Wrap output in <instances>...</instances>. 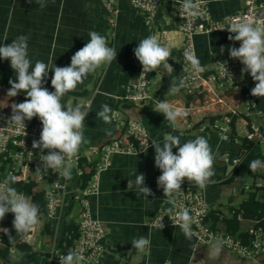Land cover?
<instances>
[{
	"label": "crops",
	"instance_id": "obj_1",
	"mask_svg": "<svg viewBox=\"0 0 264 264\" xmlns=\"http://www.w3.org/2000/svg\"><path fill=\"white\" fill-rule=\"evenodd\" d=\"M208 1L214 19L232 14L243 6L242 0ZM117 10L112 25V19L101 0H48L43 9L28 0H0V44L10 43L18 36L25 35L28 37V57L33 65L41 60L49 66L53 64L65 67L70 65L72 55L90 39L89 32L95 31L104 36L108 46L117 50L116 59L88 74L62 100L65 105H73L79 98L91 99L83 129L86 142L79 149L85 156L84 159H94L90 148L117 137L121 131L120 124L128 121L141 122L150 142H162L165 133L180 136L182 143L203 136L216 154L214 175L202 188L210 207L207 222L212 228L226 231V221L238 212V231L233 235L248 233L249 229L256 226L257 219L245 218L243 205L249 202V197L254 193L256 200L264 205V186L253 187L257 180L264 181V170L251 172L249 163L257 158L264 160L263 147L246 139L240 121H233V130L226 140L221 139L212 129L197 130L194 125L197 120L189 115L178 118L189 126L180 124L178 128H174L166 125L163 114L156 111L157 101H167L183 108L195 100L191 93L180 90L172 95L168 91L173 77L177 78L183 42L178 28L176 3H161L151 31L146 28L143 14L132 7L130 0H118ZM149 35L156 36L160 44L170 50L171 56L166 62L174 71L172 76L162 68L154 71L148 87L153 100L147 105L139 106L123 97L126 88L138 80L141 69L133 49L141 39ZM229 36V33L220 32L195 36L196 56L202 67L210 70L213 57L223 52L221 48L224 49ZM52 75L49 70L43 84L50 92L54 91L51 86ZM16 76L10 61L0 59V112L12 113L11 105L25 100L24 91H20L15 97L7 96L11 87L9 80L16 82ZM152 78H157V84L155 81L152 84ZM254 86L255 82L248 73V89L251 91ZM213 94L219 95L216 91ZM256 98L258 109L264 114V97ZM102 104H108L116 113L111 123H105L96 116ZM219 119V113L206 110L202 123L210 125L217 123ZM259 119L263 121L264 117L259 116ZM176 151L173 148L174 154ZM154 156L155 151L151 145L141 154L113 155L111 165L100 174L98 192L89 197V204L92 216L100 220L105 228V252L101 264H161L165 260L174 264H264V250L255 258L245 259L219 245H198L193 235L189 238L181 227L161 229L148 226L147 222L157 215L168 198L157 185L161 172L155 167ZM136 170L138 174H144V186L151 189L152 195L146 197L135 187L131 191L127 189V181L134 180L133 173ZM84 176L86 175H71L72 191L82 186ZM184 182L195 184L186 178L182 181ZM43 186L44 184L35 185L32 192L41 193ZM30 201L34 203L31 199ZM77 210L78 205L68 195L64 197L54 219H47L43 211L39 213L32 236L22 237L32 247L34 260H20V254L15 249L14 253L9 250L8 260L0 257V264H58L52 249L63 251L61 245H66L68 237L75 231L72 227L76 224ZM138 236L150 240V246L144 251L131 245L133 238Z\"/></svg>",
	"mask_w": 264,
	"mask_h": 264
},
{
	"label": "built area",
	"instance_id": "obj_2",
	"mask_svg": "<svg viewBox=\"0 0 264 264\" xmlns=\"http://www.w3.org/2000/svg\"><path fill=\"white\" fill-rule=\"evenodd\" d=\"M117 1L101 0L112 19V25H114L118 12ZM165 1L176 3L177 7L178 28L183 42L176 83L177 85L183 83L180 90L195 96L194 102L183 108L186 109L187 115L197 120L194 124L196 129L199 131H205L207 128L212 129L221 139L226 140L233 130V121H240L246 139L262 145L264 154V127L262 126L264 120L259 119V116L264 117V114L258 109L256 96L250 94L248 73L241 72L244 66L238 59L230 58L228 53L229 48H238L240 42L229 40L223 52L213 57L210 70L203 67L204 71L199 74L194 73L184 55L185 51L189 50L194 51L196 55L194 40L196 35H208L216 32L234 35L227 30L233 20L237 18L264 20V0H242L241 9L219 19L212 17L208 0H193L199 9L200 14L197 16H188L182 10L179 0H130V3L135 10L143 14L146 28L151 31L159 7ZM220 63L224 64L231 75L225 73ZM153 72L145 73L141 66L138 80L126 88L123 99L139 106L150 103L153 98L148 87L151 84ZM214 91L218 92L219 95L213 94ZM75 104H81L85 109H88L91 106V99L88 97L79 98ZM206 110L220 114L217 123L210 125L202 123ZM11 115L12 113L0 112V182L4 181L2 174L8 176L11 173L17 177V182L31 180L35 185L43 183L44 186L41 189L44 199L43 214L47 219L57 217L64 197L70 195L71 200L78 205V210L75 231L68 237L71 239L69 250H75L83 257L79 264H101L105 252L103 241L106 233L102 222L91 214L89 197L98 192L100 174L111 165L113 155L141 154L151 145L145 127L139 121L121 123V131L117 137L103 145L90 148V154L95 157L94 159H84L85 156L78 151L71 161V175L74 173L81 177L86 167L92 169V174L84 187L81 186L72 191L69 178L62 177L59 171L44 168L41 159L42 155L48 154V150L45 149L41 152L39 148L34 149L32 147L33 141L39 140L42 130L39 118L33 117L31 120H25L24 128H22L9 121ZM164 123L174 128H178L180 124H186L182 119L170 122L165 118ZM134 125L137 127L134 128ZM65 160L67 162V158ZM3 168L4 170H2ZM263 186V179L257 180L253 185L255 188ZM185 209L189 215L190 232L198 245L208 246L215 243L245 259L255 258L263 252L264 214L261 219L256 220V226L249 229L248 241L244 243L240 237L219 228H212L209 225L207 218L210 207L205 198L204 190L193 183H182L181 191L176 192L171 198L168 197L157 215L148 221L147 225L160 228L158 224L161 221L163 228L181 227L183 221L180 220L179 213ZM0 228L9 229L2 223H0ZM34 230L35 227L24 236L31 237ZM74 233L75 237H73ZM3 235L4 233L0 232V247L3 246ZM9 250L10 253L15 252L14 247H10ZM52 253L56 256L58 264H60V256L66 255L62 249H52ZM161 264L174 263L165 260Z\"/></svg>",
	"mask_w": 264,
	"mask_h": 264
},
{
	"label": "clouds",
	"instance_id": "obj_3",
	"mask_svg": "<svg viewBox=\"0 0 264 264\" xmlns=\"http://www.w3.org/2000/svg\"><path fill=\"white\" fill-rule=\"evenodd\" d=\"M28 2H35L43 9L47 6L48 0H28ZM179 2L188 16L200 14L193 0H179ZM227 30L234 34L228 37L229 40L240 42L238 48L228 49L230 58L238 59L244 66L241 72L249 73L255 82L250 94L264 97V20L237 18L231 22ZM88 35L90 39L72 55L70 65L65 67L53 66V64L49 66L41 60H37L33 65L28 57V37L25 35L18 36L10 43L0 44V59L9 60L11 68L17 73L16 82L9 80L11 87L7 96L15 97L20 91L26 93L23 102L11 105L12 115L9 121L24 128L25 120L38 117L42 130L39 140L33 141L32 147L39 148L41 152L47 149L48 154L42 155L41 159L44 168L59 171L62 177L69 179L71 178V161L77 155L80 146L86 142L83 133L84 121L90 110L85 109L81 104L65 105L62 100L68 92L82 83L88 74L102 65L111 64L117 56V50L108 46L104 36L95 31L89 32ZM133 52L143 72L149 73L162 68L169 76H172L174 70L166 62L171 52L160 44L156 36L149 35L141 39ZM184 55L194 73L199 74L204 71L194 51H185ZM221 65L225 73L230 74L224 64ZM49 70L53 73L51 86L54 91L51 92L43 86ZM181 87L183 83L177 85L176 77H173L168 91L175 95ZM156 111L162 113L170 122H176L179 117L187 115L186 109L167 101H157ZM96 116L105 123H111L116 113L108 104H102ZM151 146L155 151V167L161 172L156 182L163 190L165 197L171 198L176 192L181 191V184L185 178L203 188L214 175L213 165L216 154L203 136H197L182 143L180 136L165 133L162 142L152 140ZM173 148L177 149L175 154ZM249 169L251 172L264 170V160L259 158L252 160L249 163ZM133 175L134 180L127 181V189L131 191L135 187L146 197L152 195L151 189L144 186V174H138L136 170ZM16 180L17 177L9 173L4 181L0 182V220L7 213H12L13 228L16 234L23 236L37 225L39 207L12 187ZM179 218L183 221L180 226L190 238L189 215L186 209L179 213ZM158 227L163 228L161 221ZM0 232L8 236L10 241L14 239L9 235L7 228H0ZM131 245L144 251L150 246V240L144 236L134 237ZM81 259L83 257L77 251L69 250L66 255L60 256L59 261L60 264H79Z\"/></svg>",
	"mask_w": 264,
	"mask_h": 264
},
{
	"label": "trees",
	"instance_id": "obj_4",
	"mask_svg": "<svg viewBox=\"0 0 264 264\" xmlns=\"http://www.w3.org/2000/svg\"><path fill=\"white\" fill-rule=\"evenodd\" d=\"M218 33V32H216ZM4 170V168L2 169ZM92 174V169L86 167L84 168V178H83V183H82V187L85 186V183L88 181L89 177ZM7 176H5L4 174H2V179H5ZM34 182L31 180H28L26 182H17L15 181L12 184V187H14L18 193H21L23 195H25L26 197L30 198L38 207H39V213H41L44 209V199L42 196V193H33L32 189L34 187ZM255 193L252 194L249 197V202L243 205V209H244V214L243 216L245 218H256V219H261V217L263 216V210H264V205L259 203L256 200L255 197ZM238 212L234 213V216L232 217V219L226 221L227 227H226V232L230 233V234H235L238 231V222L236 220V216H237ZM14 219V215L12 213H7L5 215V217L0 220V223H2L3 225L8 226V230H9V235H11L12 237H14V239L12 241H10L8 239V236L3 235L2 236V242H3V247L0 250V257L3 258L4 260H8L10 253H9V248L10 247H14L17 252L20 254V260L22 261H33L34 260V251L32 249V247L26 243L25 241L22 240L21 235L16 234L15 229L13 228L12 225V221ZM76 227V226H75ZM75 227L73 226L72 228ZM240 235H238L244 243H246L248 241V233H239ZM73 237H75V233L73 234ZM71 245V239L67 240V244L62 246L61 248H63V251L67 254V252L69 251V247ZM22 254V255H21Z\"/></svg>",
	"mask_w": 264,
	"mask_h": 264
},
{
	"label": "rangeland",
	"instance_id": "obj_5",
	"mask_svg": "<svg viewBox=\"0 0 264 264\" xmlns=\"http://www.w3.org/2000/svg\"><path fill=\"white\" fill-rule=\"evenodd\" d=\"M154 81H155L156 84H157V78H152V84H154V83H153ZM150 82H151V81H150ZM261 147H263V146L261 145ZM41 184L43 185V183H40L39 185H41ZM34 185H35V184H34ZM33 188H34V187H33ZM213 245L216 246L217 244L213 243ZM208 248H210V247H208Z\"/></svg>",
	"mask_w": 264,
	"mask_h": 264
}]
</instances>
